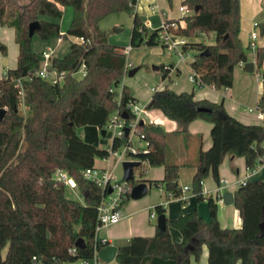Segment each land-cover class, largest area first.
I'll use <instances>...</instances> for the list:
<instances>
[{"label": "trees", "instance_id": "16d2710c", "mask_svg": "<svg viewBox=\"0 0 264 264\" xmlns=\"http://www.w3.org/2000/svg\"><path fill=\"white\" fill-rule=\"evenodd\" d=\"M181 3L191 10L183 16L186 26L180 29L181 34L194 37L201 32H215L213 42L189 41L186 46L197 50L189 61L195 76L194 87L199 83L213 84L217 89L231 86L234 67L247 57L239 37V0ZM134 4L136 0H0V24L14 28L18 45L17 65L0 76V108L6 109L0 120V264L70 263L93 258L95 249L107 244L95 239L97 204L102 191L97 184L84 179L83 171L94 165L95 158L106 157L108 151L84 141L77 127L89 124L103 129L109 114L116 108H126V101L133 98L124 89L117 103L119 84L115 82L123 76L126 59L121 48L108 41V33L99 21L113 12L131 11ZM196 5H200L197 11ZM65 6L71 8V18L62 35L83 40L72 41L64 56L51 57L53 67L64 71L62 83L39 77L26 82L22 109L12 78L39 66L38 55L31 47L32 36H58V20ZM133 19L132 46L160 44L159 26L149 31L136 12ZM34 20H39L40 28L30 36L28 25ZM255 26L264 35V20ZM6 48L0 41L3 54ZM206 49L208 52L203 54ZM263 59L264 45L256 46V71L263 78L257 101L261 110ZM82 63L85 73L78 78L73 72ZM151 99L153 108L180 124V131H186L188 123L196 118L211 122V145L199 150L191 179V191L198 200L207 201L211 218L204 220L196 210L166 218V227L156 226L153 236L135 235L118 246L115 260L121 264H189L191 255L199 258L205 243L209 250L207 264H264V181L245 180L235 190L233 203L239 210L240 227H223L217 218L216 198L203 193L207 175L220 181L218 168L225 154L244 156L249 170L263 161L264 126L243 123L228 113L223 103L194 98L193 90L178 92L165 86L153 91ZM138 129L148 140L149 151L136 155L141 161L135 167L140 178L127 180L122 204L129 199L128 190L136 180L162 187L170 197L179 196L180 167L167 159L168 134L152 121L139 123ZM126 140V135L118 136L112 144L119 146ZM156 164L164 165L163 178L146 179V165ZM57 169L76 180L83 201L67 196L66 185L54 177ZM153 210L156 215L164 213L160 204L154 205ZM168 226L180 231V241L171 239ZM79 237L83 239L81 247L75 245Z\"/></svg>", "mask_w": 264, "mask_h": 264}, {"label": "crops", "instance_id": "0c3cea01", "mask_svg": "<svg viewBox=\"0 0 264 264\" xmlns=\"http://www.w3.org/2000/svg\"><path fill=\"white\" fill-rule=\"evenodd\" d=\"M182 1V0H181ZM240 12V30L239 37L242 45L248 47L251 51V56L246 57L245 61L253 62L252 71H247L244 68V62L239 63V69H233V83L229 87L217 89L213 84H204L195 88L193 82L189 79L191 69L189 61L188 80L191 84H175L171 77L172 71L175 69L180 73L181 70L175 68L171 63L167 64L171 68L169 70V77L163 78L161 73V80L153 86L169 83L175 84L176 91H194V98H205L214 102L223 103L227 112L236 117L238 120L246 124H261L264 126V119L261 118L254 109L262 89L263 78L256 71L255 62V47L250 46L252 41L251 33L255 32L253 29L255 23L264 20V0H239ZM166 14V13H165ZM71 16V15H70ZM182 16V15H181ZM167 18H178L180 16H167ZM150 21V20H149ZM149 21H143L148 30L152 31L154 28L149 24ZM158 27V26H157ZM256 35L254 43L256 46L264 45V35ZM257 34V33H256ZM0 41L5 44L6 52H0V76L6 72L8 68L15 67L17 64L18 45L15 41L14 28L0 24ZM163 66L165 64H162ZM3 69V71H1ZM164 70V69H163ZM261 70L264 71V59ZM163 81V82H162ZM119 83V82H118ZM151 86V87H153ZM151 87L150 93L146 101H143L132 93L128 88L125 89L130 95L148 104L153 93ZM170 87V86H169ZM150 121L159 124L164 128L167 135V159L170 162H176L179 165L178 185L181 188L182 196L169 197L162 187H156L148 184L147 192L139 197L127 199L121 206L122 217L116 223L102 226L96 233L95 239L101 241L105 240L107 244L112 243L117 247L125 244L132 236L144 235L153 236L156 230V222L150 217V213L154 205L160 204L164 207V214L166 218L180 217L190 210H196L204 220H209L210 213L207 201L198 200L196 195L191 191V179L196 169V159L199 150H205L211 145V122L196 118L190 121L187 125L186 131H180L181 126L175 120L168 119L159 109L150 108ZM264 112V110H263ZM97 127V126H96ZM101 132V129H100ZM102 134V133H101ZM106 134V131H105ZM104 134V135H105ZM82 137V135H80ZM105 160L103 158H95L94 166L105 168L111 166L106 162L101 164L96 163V160ZM150 166V165H149ZM164 165H151L147 170L146 179H162L164 176ZM220 181L217 182L211 174L207 175L203 180V193L205 195H212L216 198L217 203V218L223 227H240L241 217L239 210L234 203H225L222 197L224 192H231L234 194L241 181L261 179L264 181V159L257 164L253 169L249 170L246 167L245 158L242 155H235L227 153L219 164L218 168ZM184 186H187L184 189ZM155 187V188H154ZM153 188L154 192L147 195L149 190ZM157 217V216H156ZM155 217V219H156ZM171 239L173 241H180L182 235L177 228L168 226ZM208 247L204 243L201 246V253L198 259L190 256L189 264H207ZM95 264H121L115 258L109 262H105L97 258ZM64 264H80L79 261L64 263Z\"/></svg>", "mask_w": 264, "mask_h": 264}, {"label": "built area", "instance_id": "2783aa9c", "mask_svg": "<svg viewBox=\"0 0 264 264\" xmlns=\"http://www.w3.org/2000/svg\"><path fill=\"white\" fill-rule=\"evenodd\" d=\"M183 13L182 16L178 18H167L166 14L162 12L161 24L158 30V40L159 43L164 46L166 49L170 50V52L174 53L178 59V61H185L187 62V56L189 55V49L186 48L189 37L180 33V29L186 26V21L183 18L184 15L187 14L188 5L182 4ZM154 8V7H152ZM64 33L58 35V40L63 38ZM256 32L251 33L252 41L250 46L256 47L254 43V39L256 38ZM76 41H82V37H76ZM132 45H127L120 50L124 55L129 53L131 50ZM52 50L51 48H46L45 50L41 51V56L44 58L42 65H39L33 71L27 73L23 76L13 77L12 82L17 88V93L20 97V103L22 109H24V95H25V85L27 81L32 80L34 77L43 78L45 80L50 81L51 83H62L64 78V71L58 72L55 67L51 64V57H52ZM240 63H243L241 61ZM78 70L81 71L82 75L85 73V65L82 63ZM131 61L125 60L123 76H125L129 69L132 68ZM169 65L163 66V73L166 71V74H163V78L169 77ZM77 70V71H78ZM76 71V72H77ZM76 72H73L74 75ZM81 75V76H82ZM122 76V77H123ZM189 79L194 83L195 76L191 73L189 75ZM163 82V81H162ZM204 84L199 83V86ZM168 85L159 84L156 86L151 87L152 91L159 90L164 88ZM214 86V85H213ZM118 87V86H117ZM123 88H117V103H120V99L123 95ZM124 109L116 108L114 109L108 116V119L103 127L106 133L110 130L111 131V144L107 148V156L103 159L108 160L110 165L109 167L100 168L96 166L87 167L83 171L84 179L90 180L97 184L101 191L102 196L97 204V223L95 226V233L104 225L116 223L122 217L121 206L122 200L125 197V193L127 192V180L120 177L118 178L113 170L114 167L117 166V163H121L124 159H138L136 157L139 153H145L149 151V142L144 138V135L139 132L138 125L141 120L143 122H151L150 120V108L148 104L143 103L142 101L136 100L135 97L129 98L125 103ZM127 112V117H124L122 112ZM261 118L264 119V112L259 107L256 106L254 109ZM130 117V118H129ZM129 118V119H128ZM147 119V120H146ZM128 127V134L125 133L124 128ZM123 135L127 136V140L120 143L119 146H113L112 141L116 137H122ZM126 156L125 158L123 156ZM54 177L60 181H62L65 185L70 187H76V183L68 173L62 169H57L54 172ZM138 180H136L137 182ZM241 181V183H244ZM187 186H184L186 189ZM130 189L128 190L129 193ZM179 196H182L181 194ZM170 197V194H169ZM157 215L155 211L152 209L150 213L151 218H155ZM101 242H106L105 240H101ZM99 249V248H98ZM95 249V255L91 259H79L80 264H95L97 259V251ZM74 250V248H72ZM34 258V257H33Z\"/></svg>", "mask_w": 264, "mask_h": 264}, {"label": "rangeland", "instance_id": "374dc122", "mask_svg": "<svg viewBox=\"0 0 264 264\" xmlns=\"http://www.w3.org/2000/svg\"><path fill=\"white\" fill-rule=\"evenodd\" d=\"M182 3L181 0H136V4L131 11L120 10L117 12L110 13L103 17L99 21V25L102 29L106 30L108 33V41L111 44L116 45L119 48H123L127 45H131L130 36L133 23V15L136 14L141 18L142 21H149V24L152 28L160 26L162 18V12L167 14V16H181L182 15ZM154 7V8H152ZM191 10H188L187 13H190ZM71 15V8L69 6L63 7V14L58 20L60 24L61 33H64ZM44 18L48 20H54L50 16H45ZM256 27V26H255ZM253 31L258 33V28H254ZM215 38V32L209 31L207 33L201 32L196 34L194 37H189V41H201L204 43L213 42ZM76 37L72 35L63 36L61 40H58V36H52L47 39H43L39 34L35 33L32 36L31 47L33 51L36 52L39 58V65H42L44 58L41 56V51L46 48H51L52 57H62L70 49L72 41H76ZM1 52V51H0ZM189 55L187 60L189 61L193 55L197 52L196 49L190 48L188 51ZM246 56H251V51L248 47L245 46ZM125 59L131 61L132 68L139 67L136 72L129 76L126 74L119 81L118 89L128 88L132 93L143 101H146L150 93V87L158 83L161 80V73L163 72V67H160L162 64H173L175 68H178L180 71L177 72L175 69L171 73V77L174 80L175 84H191L188 80L189 67L187 62L178 61L176 55L170 50L166 49L161 44L155 46H147L145 44L133 45L128 54H126ZM153 65H158L159 69L154 70ZM131 68V69H132ZM236 70L239 69L238 64L234 67ZM3 71V69L1 70ZM82 73L78 70L75 73L76 77H81ZM175 84L169 83L171 88H174ZM152 94V93H151ZM137 96V97H138ZM151 110V109H150ZM147 120V119H146ZM77 133L82 135V139L86 142L94 144L99 148L107 149L111 144V131L109 130L105 135L101 134L100 129L94 125H82L77 127ZM126 157L125 155L123 156ZM108 161V160H107ZM106 162V160H96V163L101 164ZM109 162V161H108ZM117 166L114 167V174L120 178L122 177V165L117 163ZM145 175H147L146 170L150 167L146 165ZM138 169L134 170V179H139ZM155 188V187H154ZM66 194L67 196L83 201L82 193L78 187H70L66 185ZM154 190L151 188L147 195L153 193ZM132 199V198H130ZM153 221L156 222V219L153 218ZM5 251V249L3 250Z\"/></svg>", "mask_w": 264, "mask_h": 264}, {"label": "water", "instance_id": "95a60500", "mask_svg": "<svg viewBox=\"0 0 264 264\" xmlns=\"http://www.w3.org/2000/svg\"><path fill=\"white\" fill-rule=\"evenodd\" d=\"M200 5H196L194 7V10L197 11ZM40 28V22L39 20H34L31 21L28 25V34L31 36L33 33H35V30H38ZM208 50H204L202 53L206 54ZM139 68V67H138ZM137 67H133L132 69H129L127 74L129 76L133 75L136 70L138 69ZM152 68L154 70H158L159 66L158 65H153ZM244 68L247 71H252L253 69V62L251 61H245L244 62ZM115 84H118V81L115 82ZM153 105L152 99L148 103V107L151 108ZM6 113L5 108H0V120L3 119L4 115ZM124 117H127V112L123 111L122 112ZM143 123V120L140 121V124ZM125 133L128 132V127L124 128ZM102 134H105V129H101ZM128 134V133H127ZM141 161L139 159H124L121 162L122 165V178L128 180V179H133L134 180V170L135 167H137ZM148 190V183L144 180H138L132 187L130 188L129 191V197L130 198H139L143 196ZM223 200L225 203H232L233 202V195L231 192H224L222 194ZM156 226L160 229H164L166 227V216L164 213L158 214L156 217ZM75 245L78 247L83 246V239L81 237L77 238L75 241ZM118 247L112 243L106 244L102 247H100L97 251V258H99L102 261L109 262L112 259L115 258L116 253H117Z\"/></svg>", "mask_w": 264, "mask_h": 264}]
</instances>
